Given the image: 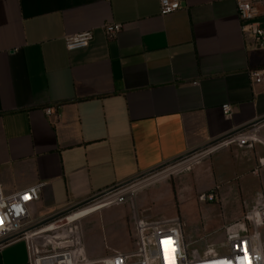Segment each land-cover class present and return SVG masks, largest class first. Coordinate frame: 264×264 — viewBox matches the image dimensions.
<instances>
[{"label":"crops","instance_id":"1","mask_svg":"<svg viewBox=\"0 0 264 264\" xmlns=\"http://www.w3.org/2000/svg\"><path fill=\"white\" fill-rule=\"evenodd\" d=\"M239 1L264 10V0H183L169 16H161L159 0H0L3 192L43 184L29 208L30 220L41 222L264 117V92L250 78L264 67V49L243 34ZM107 24L124 29L109 39ZM86 31L94 34L90 45L69 52L65 37ZM46 107L56 114L46 116ZM234 152L250 158L249 169L264 159L260 145ZM231 153L224 149L214 159ZM228 167L194 166L198 194L218 182L214 169ZM257 179L249 173L245 182ZM185 183L173 186L171 203L181 210ZM121 207L82 220L91 264L112 250H136L128 247L134 220ZM0 264H30L26 241L0 248Z\"/></svg>","mask_w":264,"mask_h":264},{"label":"built area","instance_id":"2","mask_svg":"<svg viewBox=\"0 0 264 264\" xmlns=\"http://www.w3.org/2000/svg\"><path fill=\"white\" fill-rule=\"evenodd\" d=\"M183 0H159L161 16H169L181 10ZM238 16L241 21L243 34L255 39L256 47L264 49V10L260 11L257 3L239 1L237 4ZM124 29L123 24H107L104 31L109 39H114ZM94 39L92 31L82 32L65 37V46L69 52L87 48ZM250 78L255 86L264 92V67L253 69ZM225 116L229 117L232 107L229 104L222 106ZM45 115L56 114L55 107H46ZM264 117L255 122L234 130L205 147L186 154L176 161L167 164V169H156L140 176L133 181L114 186L104 192L94 194L82 204L56 214L41 222L30 220V206L39 201L43 184L32 186L20 192L7 195L0 187V248L19 240H25L30 254V264H91L87 259L83 244V235L80 223L86 217L98 213L103 208L114 205H123L134 199L137 192L148 186L166 179L170 175L191 167L193 164L227 148L233 146L240 149L254 150L257 145L264 147ZM264 167V159L260 160ZM184 166L182 169H178ZM201 201H214L215 194H203ZM79 214L78 216H75ZM264 199H256L254 211L247 216L252 226L263 224ZM136 250L129 254L116 252L101 259L100 264H169L165 260L164 248L161 241L170 238L174 244L170 248V259L175 264H241L244 250H247L246 264H264V245L258 233H248L246 225L239 228H229L225 239L221 243L224 249L220 252L210 250L203 256L189 257L186 253V238L181 222L165 225L161 222H149L138 219L135 222ZM212 260V261H207Z\"/></svg>","mask_w":264,"mask_h":264},{"label":"rangeland","instance_id":"3","mask_svg":"<svg viewBox=\"0 0 264 264\" xmlns=\"http://www.w3.org/2000/svg\"><path fill=\"white\" fill-rule=\"evenodd\" d=\"M227 149L232 150L228 157L219 161L214 159L218 153L223 151L221 150L189 168L170 175L166 179L168 182L142 190L137 198L120 205L123 206L120 211L131 214L130 220H134L133 232L137 218L149 222H161L165 225H172L176 221L181 222L186 238V253L189 257L203 256L210 250L222 251L224 248L221 247V243L224 241L228 229H236L243 225H246L248 233H258L264 245V217L263 224L258 227L252 226L247 220V216L256 207V199L259 196L264 199V184L260 181L264 167L257 161V166L249 169L247 164L250 163V158L240 152H234L246 149L235 146ZM207 161H213V165L222 164L226 167L229 165L241 166L239 169H232V166L221 171L214 169L215 178L218 182L210 191H207L208 193L214 191V201H201L200 197L203 194H198L196 190L198 186H195L197 185V176H195V172L192 173L194 166ZM167 167L170 166H165L163 169H167ZM253 172L258 175L253 174ZM249 173L256 179L258 178L259 183L258 181L245 182ZM175 180L186 182V192L183 197L181 195L182 203L185 206L183 210L180 209L178 202L171 203L175 195L173 186L176 190ZM207 182L206 180L204 187L207 186ZM118 209L116 208L114 211ZM80 228L82 231L81 223ZM102 233L104 234V231ZM133 235L134 233L131 235L132 240H130L128 247L133 245L135 250L136 242ZM116 252V250H112L111 253L113 255Z\"/></svg>","mask_w":264,"mask_h":264},{"label":"snow or ice","instance_id":"4","mask_svg":"<svg viewBox=\"0 0 264 264\" xmlns=\"http://www.w3.org/2000/svg\"><path fill=\"white\" fill-rule=\"evenodd\" d=\"M161 244L163 245V248L165 250L166 245H172V244H174V242L170 238H166V239L161 241ZM166 261H168V259H166ZM246 261H247V250L245 249L244 250V257L241 260V264H246ZM172 264H174V260H173ZM224 264H227V262H224Z\"/></svg>","mask_w":264,"mask_h":264},{"label":"clouds","instance_id":"5","mask_svg":"<svg viewBox=\"0 0 264 264\" xmlns=\"http://www.w3.org/2000/svg\"><path fill=\"white\" fill-rule=\"evenodd\" d=\"M175 251H176V249L170 248V245L165 246L164 257H165V260L168 259L169 264H172V262L174 260V259H170V252H175ZM174 264H175V261H174Z\"/></svg>","mask_w":264,"mask_h":264},{"label":"bare ground","instance_id":"6","mask_svg":"<svg viewBox=\"0 0 264 264\" xmlns=\"http://www.w3.org/2000/svg\"><path fill=\"white\" fill-rule=\"evenodd\" d=\"M184 166H181L180 168H178L179 170L182 169ZM79 214L75 215L78 216ZM207 261H212V260H207ZM208 264H217V263H208Z\"/></svg>","mask_w":264,"mask_h":264}]
</instances>
